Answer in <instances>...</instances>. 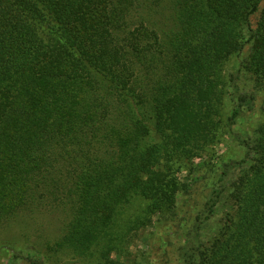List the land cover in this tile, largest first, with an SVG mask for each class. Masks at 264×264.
<instances>
[{"label": "trees", "instance_id": "trees-1", "mask_svg": "<svg viewBox=\"0 0 264 264\" xmlns=\"http://www.w3.org/2000/svg\"><path fill=\"white\" fill-rule=\"evenodd\" d=\"M45 205L10 263L123 264L159 215L143 264H264V0H0V220Z\"/></svg>", "mask_w": 264, "mask_h": 264}, {"label": "rangeland", "instance_id": "rangeland-1", "mask_svg": "<svg viewBox=\"0 0 264 264\" xmlns=\"http://www.w3.org/2000/svg\"><path fill=\"white\" fill-rule=\"evenodd\" d=\"M232 106V103L229 101L226 104L225 111L229 110ZM226 141H230L229 138ZM231 146L227 147L226 145H219L212 149L206 161H208V165L204 167L205 171L212 169L213 166L212 160L214 159L213 154H219V161L221 160V154L229 149ZM231 151H228L226 154V158L233 156V158H238L241 153L236 148H230ZM233 150V152H232ZM203 161L201 159H195L194 164H201ZM215 169V167H214ZM180 170H183L182 168ZM189 170V168H188ZM191 170V169H190ZM201 170V171H203ZM177 177L180 180L185 178V174L183 171H179ZM230 203L224 200L219 206V212L213 218L211 223L210 230H206L207 236L212 235L211 228L217 227L219 224H222L224 216L227 212H230ZM146 221V225L139 231L138 236L129 246V253L127 255V259L123 261V264H143V254L146 251L147 240L150 234L153 231V228L158 224L160 220L159 215L150 216ZM69 213L62 211L61 209L55 208L52 205H45L40 208H36L33 211H28L25 213H21L16 218L11 220H0V242L2 241H13L23 243L31 242L39 245H44L47 243H52L55 239H57L61 235V229L63 225L68 222ZM177 247L175 246L172 250V264H179L177 260L176 254ZM79 264L77 261L72 258L70 255L68 257H63L59 259H54L53 262H49L48 264ZM0 264H26L22 261L12 262L10 263L7 258L0 253Z\"/></svg>", "mask_w": 264, "mask_h": 264}]
</instances>
